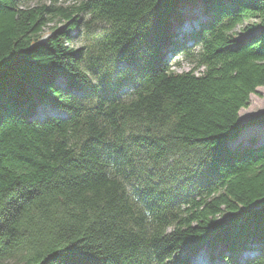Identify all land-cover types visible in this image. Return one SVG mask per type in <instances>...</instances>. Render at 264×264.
Instances as JSON below:
<instances>
[{"label": "trees", "instance_id": "16d2710c", "mask_svg": "<svg viewBox=\"0 0 264 264\" xmlns=\"http://www.w3.org/2000/svg\"><path fill=\"white\" fill-rule=\"evenodd\" d=\"M21 1L0 0V264H264V137L237 140L264 126L239 121L264 0Z\"/></svg>", "mask_w": 264, "mask_h": 264}, {"label": "rangeland", "instance_id": "374dc122", "mask_svg": "<svg viewBox=\"0 0 264 264\" xmlns=\"http://www.w3.org/2000/svg\"><path fill=\"white\" fill-rule=\"evenodd\" d=\"M48 0H25L21 1L22 7H33L38 6L41 4L49 3ZM75 3V0H59L58 4L60 5H72ZM186 11L188 13L194 14L199 12V8L197 6H191L187 7ZM64 22L60 21V19H56L53 22H49L46 26L43 28V34H42V40H45L52 32L53 28L55 27H62ZM193 24L188 27L187 22L183 23V26L177 30V33L179 36L184 35V33H188L191 29ZM94 29H99V26L95 25L93 26ZM85 27L84 25H79V27L71 32L72 34V40L68 41L67 44L74 48L75 50H80L84 48V37H85ZM189 45H192L191 42H189ZM193 58L180 55V56H173L170 59V63L173 65V68L176 71H187L193 69L196 64L195 61H192ZM122 66V65H120ZM202 71L201 68L196 70L197 73H200ZM124 91L128 92L130 89L127 87L124 89ZM38 114L44 116L46 113H55V110L53 108L42 106L40 105L38 107ZM264 112V86L257 88V93L251 94L250 97V103L249 106L246 108H242L239 112V121L241 123H245L250 117L254 115H258L260 113ZM252 134L258 135L260 138L264 137V126H252L248 128L246 131H244L240 138H238V141L241 140H248ZM238 141H235L236 143ZM234 142V143H235ZM253 252H246L244 253L243 257H249L252 255ZM197 260L198 262L202 264H213L212 257L208 254L207 250L200 251L193 255L191 257V261ZM220 264H226L225 262H222Z\"/></svg>", "mask_w": 264, "mask_h": 264}, {"label": "bare ground", "instance_id": "6f19581e", "mask_svg": "<svg viewBox=\"0 0 264 264\" xmlns=\"http://www.w3.org/2000/svg\"><path fill=\"white\" fill-rule=\"evenodd\" d=\"M217 256V255H216ZM194 264H202L200 262H198L197 260H195Z\"/></svg>", "mask_w": 264, "mask_h": 264}]
</instances>
